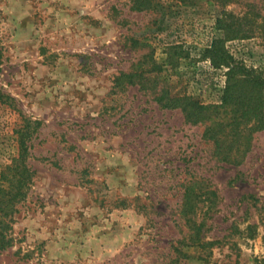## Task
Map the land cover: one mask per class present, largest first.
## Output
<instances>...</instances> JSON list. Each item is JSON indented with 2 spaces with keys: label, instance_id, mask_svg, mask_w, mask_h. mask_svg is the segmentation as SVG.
Here are the masks:
<instances>
[{
  "label": "rangeland",
  "instance_id": "obj_1",
  "mask_svg": "<svg viewBox=\"0 0 264 264\" xmlns=\"http://www.w3.org/2000/svg\"><path fill=\"white\" fill-rule=\"evenodd\" d=\"M151 1L0 0V181L23 130L34 172L0 264H264V129L226 161L157 100L222 103L216 40L264 71V0Z\"/></svg>",
  "mask_w": 264,
  "mask_h": 264
},
{
  "label": "trees",
  "instance_id": "obj_2",
  "mask_svg": "<svg viewBox=\"0 0 264 264\" xmlns=\"http://www.w3.org/2000/svg\"><path fill=\"white\" fill-rule=\"evenodd\" d=\"M151 3V0H133V7L142 9ZM205 55L211 57L216 67L229 66L221 104L207 105L192 97L171 94H160L157 100L162 107H181L190 122H207L203 135L213 140L216 154L223 160L240 163L238 157L250 149L253 133L264 129V71L236 63L233 56L224 50L221 39L207 48ZM126 77L133 82L131 73ZM114 82L117 86L122 85V77L116 76ZM28 135V130L21 132L18 158L8 167V174L7 171L3 173L0 181V190L6 192V203L10 207V210L5 209L0 204L3 212L0 213L1 250L12 245V218L7 220L13 216L12 206L27 196L33 181L34 172L28 163Z\"/></svg>",
  "mask_w": 264,
  "mask_h": 264
}]
</instances>
